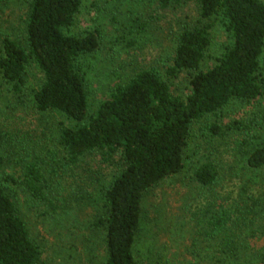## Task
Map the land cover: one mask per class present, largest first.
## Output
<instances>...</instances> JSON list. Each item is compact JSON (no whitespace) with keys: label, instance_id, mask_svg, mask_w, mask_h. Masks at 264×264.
I'll return each mask as SVG.
<instances>
[{"label":"rangeland","instance_id":"374dc122","mask_svg":"<svg viewBox=\"0 0 264 264\" xmlns=\"http://www.w3.org/2000/svg\"><path fill=\"white\" fill-rule=\"evenodd\" d=\"M27 2L0 0V42L7 35L24 43ZM211 21V41L202 68L214 64L231 39L219 18ZM204 22L198 0L167 8L157 0H83L68 32L98 31V47L79 59L89 112L115 84L148 67L157 68L173 92L184 96L190 88L187 75L169 78L166 67L178 33ZM260 67L264 71V47ZM42 79L34 62L19 92L0 77V154L5 162L0 182L36 162L53 186L57 208L43 214L23 186L5 184L31 240L41 250L38 264H105V232L94 226V220L103 208L101 188L114 177L117 164L105 163L97 153L82 157L76 165L66 164L58 133L61 126L76 123L60 112L35 109L33 91ZM261 143L264 96L250 105L232 100L196 121L180 172L143 196L135 242L137 263L261 264L254 253L264 251V169L252 170L245 163L246 152ZM205 162L214 163L219 172V184L211 190L193 179L194 170ZM223 210L230 218L224 228L214 229L211 215ZM232 241L241 243L234 251L236 257L222 252L233 249Z\"/></svg>","mask_w":264,"mask_h":264},{"label":"trees","instance_id":"16d2710c","mask_svg":"<svg viewBox=\"0 0 264 264\" xmlns=\"http://www.w3.org/2000/svg\"><path fill=\"white\" fill-rule=\"evenodd\" d=\"M157 1L167 8L185 0ZM82 3L28 0L24 43L7 35L1 39L0 77L19 92L27 68L34 62L43 76L33 91L35 109L60 112L76 123L61 126L58 133L57 144L66 164L76 165L92 153L99 154L105 163L115 161L118 171L101 188L103 208L94 226L105 232V264H138L135 242L143 196L160 181L180 172L193 124L232 100L250 105L264 96V71L260 67L264 1L198 0L199 15L205 22L185 26L178 33L165 71L169 78L187 75L188 92L184 96L175 94L169 80L157 68L148 67L127 82L115 84L92 113L79 59L98 47V31L79 35L68 32ZM213 18L220 19L231 39L215 63L202 68ZM4 163L0 154V170ZM245 163L252 170L264 169V143L246 152ZM193 179L210 190L220 181L212 162L197 167ZM9 182L23 186L43 214L57 208L53 186L36 162L27 163L19 174L7 175L0 182V264H38L41 250L31 240L6 191ZM214 213L212 227L224 228L229 213ZM239 245L232 241L233 249L222 252L236 257L234 251ZM254 254L264 264V251Z\"/></svg>","mask_w":264,"mask_h":264}]
</instances>
